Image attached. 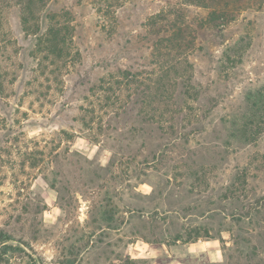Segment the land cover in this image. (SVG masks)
<instances>
[{"label":"rangeland","instance_id":"obj_1","mask_svg":"<svg viewBox=\"0 0 264 264\" xmlns=\"http://www.w3.org/2000/svg\"><path fill=\"white\" fill-rule=\"evenodd\" d=\"M258 5L0 0V264H264Z\"/></svg>","mask_w":264,"mask_h":264},{"label":"trees","instance_id":"obj_2","mask_svg":"<svg viewBox=\"0 0 264 264\" xmlns=\"http://www.w3.org/2000/svg\"><path fill=\"white\" fill-rule=\"evenodd\" d=\"M189 0L190 3H200L203 8H207V11L202 16V22L205 27L212 28L213 30H224L228 25L234 21L237 16L245 9L251 8L255 4H259L262 7L264 1L260 0ZM38 31V30H37ZM61 29L57 27H48L45 33H42L39 37L40 43H50L54 50L60 49L61 47ZM55 52V51H54ZM263 90H258V95H262ZM262 102V100H259ZM259 103V102H258ZM257 101L251 105L259 106ZM252 124V123H250ZM251 135L255 136V130L253 129L248 137ZM11 236L2 230H0V262L4 260V257L9 251H15L18 247L13 246L10 241Z\"/></svg>","mask_w":264,"mask_h":264}]
</instances>
